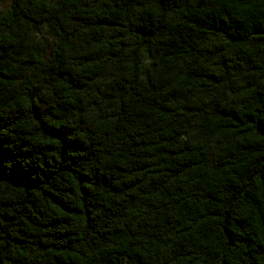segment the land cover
Masks as SVG:
<instances>
[{
    "label": "trees",
    "instance_id": "1",
    "mask_svg": "<svg viewBox=\"0 0 264 264\" xmlns=\"http://www.w3.org/2000/svg\"><path fill=\"white\" fill-rule=\"evenodd\" d=\"M0 264H264V0L0 8Z\"/></svg>",
    "mask_w": 264,
    "mask_h": 264
},
{
    "label": "rangeland",
    "instance_id": "2",
    "mask_svg": "<svg viewBox=\"0 0 264 264\" xmlns=\"http://www.w3.org/2000/svg\"><path fill=\"white\" fill-rule=\"evenodd\" d=\"M11 0H0V8L6 7L10 4ZM53 1V0H50ZM33 40L36 42L38 45L43 46L44 51L42 53V59L46 63L51 62L52 58V50L54 47H56V42L54 37L49 35L46 30V25L43 23L36 32L33 33ZM36 71L30 70L28 73L32 78L33 83L30 85L27 82H21L18 87L15 90V93H21L22 91L35 87L38 88L40 86H43L47 84L50 80V76L48 73L43 72V73H35Z\"/></svg>",
    "mask_w": 264,
    "mask_h": 264
}]
</instances>
